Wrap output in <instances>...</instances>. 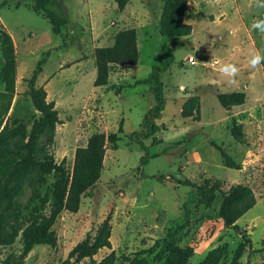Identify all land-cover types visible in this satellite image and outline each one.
I'll return each instance as SVG.
<instances>
[{"label": "rangeland", "instance_id": "1", "mask_svg": "<svg viewBox=\"0 0 264 264\" xmlns=\"http://www.w3.org/2000/svg\"><path fill=\"white\" fill-rule=\"evenodd\" d=\"M186 1L184 20L192 31L170 47L173 60L159 72L165 107L153 118L159 130L142 139L148 157L141 163L144 151L131 133L142 129L143 116L155 99L148 84L126 85L147 77L153 66H162L169 56L165 38L158 32L162 1L128 0L120 10L115 0H52L48 8L67 20L54 34L44 13L32 10L34 0H0V28L11 35L16 56L15 94L4 123L18 119L29 131L40 115L27 94V80L44 59L36 85L54 103L60 123L39 136V157L52 154L71 170L75 148L85 145L92 133L122 128L116 146L106 150L98 182L83 196L78 211L57 216L52 226L56 246L36 245L23 256L22 231L40 208L39 198L51 196L56 177L51 173L39 182L37 168L28 171L20 193L11 204L3 202L0 207L8 220L0 264H60L105 220L111 225V247L101 248L93 256L97 261L113 251L114 264H155L152 254L143 251L157 239L167 238L193 249L189 264H205L212 251L211 262L230 264L245 232L250 244L244 247L239 264H264V251L259 250L264 241V62L256 68L249 64L253 53L264 55V32L253 28L264 19V8L258 6L264 0ZM125 28L136 30L138 62L113 66L109 84L126 87L117 93L110 86H94V49L111 45L114 35ZM227 62L240 70L234 82L219 70ZM2 71L0 62V90ZM230 91H243L245 102L221 106L217 93ZM195 94L200 98V119L182 117L183 103ZM232 119L243 127L244 143L230 135ZM23 140L15 137L5 146L15 150ZM215 145L225 149L239 168L226 167ZM7 157L4 153L0 160ZM179 181L197 186L219 182L222 190L246 184L256 202L237 220L239 230L226 228L218 214L221 192L216 191L206 204L197 187ZM76 264H91V259Z\"/></svg>", "mask_w": 264, "mask_h": 264}, {"label": "trees", "instance_id": "2", "mask_svg": "<svg viewBox=\"0 0 264 264\" xmlns=\"http://www.w3.org/2000/svg\"><path fill=\"white\" fill-rule=\"evenodd\" d=\"M32 10L35 13L43 12L48 19L51 30L58 34L66 24V18L48 8L52 0H34ZM118 9L122 10L128 0H115ZM163 7L160 13L158 32L165 38V46L169 54L162 66H153L147 77L134 81L137 84L150 85V91L154 95L155 104L150 107L143 116L142 129L131 133V138L139 143L144 151L141 163L148 157L147 146L143 138L153 136L158 130L153 118L158 117L165 107V98L162 90V82L159 79V72L163 71L173 60L171 46L180 43L181 38L188 36L192 31L191 24L184 21L187 10L186 0H160ZM94 60L96 75L93 81L94 86H110L117 89L126 86L120 84H109V76L112 67L116 65H135L138 62L139 52L137 45V33L134 28L119 30L113 38V43L107 46H98L94 49ZM0 62L3 65V89L0 90V155L8 154L6 159L0 160V207L3 202L11 204L14 198L20 193L24 178L32 167L38 170L37 180L45 182L46 175L55 173L56 177L52 183L51 196L44 195L39 198L40 208L31 215V221L22 231V255H27L34 246L47 244L56 246L57 236L52 226L60 212L78 211L81 200L98 182L103 169V161L108 146L115 147L120 140L119 132H94L83 146H78L74 151V158L71 170L64 166V160L57 162L52 154L38 156L37 143L39 136L46 130L54 128L60 123L58 111L52 101L47 100V94L42 86L36 85V80L42 71L41 59L36 64L33 72L27 80V94L30 97L34 109L40 113L35 118L27 131L26 124L18 119H13L9 123L8 119L4 123L5 115L9 111L13 96L15 94L16 78V56L11 35L3 28H0ZM218 102L223 107L238 106L245 102L246 95L243 91L219 92L216 95ZM181 116L184 118L200 119V98L199 95H191L183 103ZM2 127V128H1ZM230 135L239 143L245 142L243 127L235 119H232L229 127ZM15 137H23L15 150L8 149L5 144ZM154 140V139H153ZM223 158L224 165L228 168L238 169L239 165L233 160L225 149L215 145ZM160 179L164 177L160 176ZM184 185L197 187L206 204H210L216 191H220L222 199L219 206V219L226 228L238 229L237 220L251 209L256 198L250 186L242 183L232 184L227 190H222L219 182L206 183L205 185H195L190 181H179ZM48 207L47 211L45 210ZM8 225V220L0 213V244H5L6 239L2 232ZM15 234L17 230L14 231ZM14 234V236H15ZM111 225L105 220L100 223L96 234L87 233L86 237L77 243L69 252L65 260L60 264H76L80 260L88 257L91 264H114V252H110L100 260H95L93 256L104 247L110 248ZM13 236V237H14ZM242 242L234 250L230 264H239V258L244 252L246 244H250V238L241 232ZM264 251V241L259 249ZM152 254L155 264H189L193 255V249L188 246H180L167 239H157L154 244L143 251ZM214 252L206 257L205 264H215L211 262ZM142 264H149L144 261Z\"/></svg>", "mask_w": 264, "mask_h": 264}, {"label": "clouds", "instance_id": "3", "mask_svg": "<svg viewBox=\"0 0 264 264\" xmlns=\"http://www.w3.org/2000/svg\"><path fill=\"white\" fill-rule=\"evenodd\" d=\"M258 6L264 8V3H258ZM253 28L259 29L260 31L264 32V19L257 20L253 24ZM212 62L216 64H220V61H212ZM262 62H264V55H261L258 52L253 53L249 58V64L252 68H256ZM219 70L222 75L230 78V82H234L235 78L237 77L240 71L239 68L236 66V64L231 62L221 64Z\"/></svg>", "mask_w": 264, "mask_h": 264}, {"label": "built area", "instance_id": "4", "mask_svg": "<svg viewBox=\"0 0 264 264\" xmlns=\"http://www.w3.org/2000/svg\"><path fill=\"white\" fill-rule=\"evenodd\" d=\"M188 62H189L190 64H194V63H195L193 57H189V58H188Z\"/></svg>", "mask_w": 264, "mask_h": 264}, {"label": "crops", "instance_id": "5", "mask_svg": "<svg viewBox=\"0 0 264 264\" xmlns=\"http://www.w3.org/2000/svg\"><path fill=\"white\" fill-rule=\"evenodd\" d=\"M185 21V20H184Z\"/></svg>", "mask_w": 264, "mask_h": 264}, {"label": "water", "instance_id": "6", "mask_svg": "<svg viewBox=\"0 0 264 264\" xmlns=\"http://www.w3.org/2000/svg\"><path fill=\"white\" fill-rule=\"evenodd\" d=\"M229 107V106H228Z\"/></svg>", "mask_w": 264, "mask_h": 264}]
</instances>
